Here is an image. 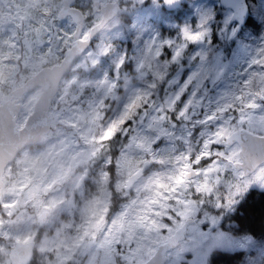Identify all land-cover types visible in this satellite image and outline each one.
<instances>
[{
    "label": "snow or ice",
    "instance_id": "obj_1",
    "mask_svg": "<svg viewBox=\"0 0 264 264\" xmlns=\"http://www.w3.org/2000/svg\"><path fill=\"white\" fill-rule=\"evenodd\" d=\"M189 2L196 21L178 25L174 37L154 32L141 44L149 27L134 20V55L117 52L108 43L92 55L93 64L100 57L115 58L112 74L105 72L95 82L101 95L90 101L87 117L101 118L108 98L118 103L101 123L100 135L88 141L91 155L103 158L105 170L99 174V195L83 210L84 235L93 249L118 256L119 264H209L222 235L211 230L219 217L205 210L197 220L196 214L206 204L232 209L253 185L264 189V11L259 10L264 0ZM135 3L134 12L174 8L179 0ZM45 39L51 44L59 37L45 30L36 43ZM233 41L228 54L223 49ZM129 61L135 64L139 85L125 74L121 98V70ZM11 131L6 128L0 135ZM120 137V150L112 155V141ZM149 166L159 168L145 177ZM113 169L124 177L116 187H135L136 195L110 218L93 222L90 217L111 197L104 186ZM6 191L14 192L15 186ZM0 207H15V202ZM205 222L208 231L201 228ZM102 223L104 232L97 237L90 229ZM63 259L58 253L55 264Z\"/></svg>",
    "mask_w": 264,
    "mask_h": 264
},
{
    "label": "rangeland",
    "instance_id": "obj_2",
    "mask_svg": "<svg viewBox=\"0 0 264 264\" xmlns=\"http://www.w3.org/2000/svg\"><path fill=\"white\" fill-rule=\"evenodd\" d=\"M107 1L118 2L121 11L105 25L91 46L76 61L71 71L72 75L65 81L66 88L52 101L51 127L53 125L61 127L57 136L59 143L55 147H50L45 153L49 163L40 170L33 169L27 172L21 170L14 178L11 174L4 177V191L0 205L5 202H15V207H0V261H4L5 264H12L9 252L18 240L31 239L36 240L35 257L31 264H55L58 253L64 257L62 264H119L118 256L113 259L103 250L93 249L89 244V237L84 235L87 220L83 210L88 201L99 195L98 179L99 174L105 170L104 160L98 169L92 170L91 177L85 183L80 195L67 204L64 211H56L60 205L67 203L64 194L65 184L79 166L84 149L89 146L88 141L93 136H97L101 123L109 119L118 103L117 100L108 98L101 118L90 120L87 117L90 101L96 100L101 95L95 82L105 72L112 74L115 58L100 57L98 62L93 64L92 55L98 51V46L102 43L113 45L117 52L126 50L129 55H134L137 46L135 41L138 39L137 29L131 26L134 20L142 21L149 27V32H145L140 39L142 44L143 39H147L148 35L154 32L174 37L178 25L196 21V9L189 0H181L180 5L174 10H169L170 12H167V8L155 10L146 7L138 8L134 12L133 9L138 7L135 0H102V3ZM253 3L258 4L259 0H253ZM74 5L82 9L86 17L82 32L84 37L85 33L89 34L91 27L101 19L102 12L93 9L92 0H75ZM61 7L62 0H0V103L4 98H12V90L28 79L26 77L20 80L16 69L25 68L32 76L42 67L50 65V62L55 64L61 62L65 50L74 43L76 24L70 16L64 19L58 16ZM259 10L264 11V8ZM45 30L58 36L59 39L51 44L47 39L44 43L37 44V36ZM128 42L132 43V48H128ZM233 47H235L234 41L223 50L231 54ZM128 64L129 67L124 68L126 71L121 70V83L117 91V95L121 98L126 93L123 80L125 74L130 78L131 84L139 85L134 62L129 61ZM5 69L10 71L6 74ZM163 87L162 85L161 88ZM40 93L41 91L33 90L25 95L18 118L19 127L25 124L34 111ZM72 97L75 98L71 99ZM161 146H164V142ZM28 150L29 147L22 151L25 156H28ZM105 152L107 154V150ZM158 168L159 166L146 167L143 175L147 177ZM12 186H15L14 192L6 191ZM104 187L109 188L108 185ZM254 187L260 188L253 185L249 190ZM122 191L127 192V195H117L114 208L111 191L107 205H100L98 214L90 217L93 222L100 216L110 218L119 211L121 205L136 195L135 187ZM33 193L36 195L33 196ZM246 193L237 198V203ZM144 194L142 192L141 196ZM235 205L232 209H216L214 204H206L204 207L211 215L219 217L218 223L211 230L222 235L212 252L215 249H240L245 253L240 264H259L260 259L264 257V238L234 235L222 227L225 214L233 211ZM106 208L110 211H106ZM44 210L49 211L47 220L42 222L46 227L36 231L33 221L39 219V214ZM202 217L203 213L200 218ZM104 228L105 225L102 223L90 230L99 237L104 232ZM201 228L208 231V223L202 224Z\"/></svg>",
    "mask_w": 264,
    "mask_h": 264
},
{
    "label": "water",
    "instance_id": "obj_3",
    "mask_svg": "<svg viewBox=\"0 0 264 264\" xmlns=\"http://www.w3.org/2000/svg\"><path fill=\"white\" fill-rule=\"evenodd\" d=\"M74 1L75 0H62V7L58 12V16L60 18L64 19L70 16L76 24L74 43L65 50L64 57L61 62L56 64L61 67V70H63L64 66H67L71 71L76 61L91 46L93 40L100 33V31L121 11V6L116 1H107L102 3V0H92L93 9L101 11L102 17L91 27L88 39L84 40L82 32L86 17L82 9L74 5ZM180 2L181 0H179L178 6L180 5ZM175 8L176 7L168 9L172 10ZM43 68L44 67L32 76L38 75ZM60 75L61 73L57 72L55 78L58 79ZM33 90L34 89L30 83V79L28 78L23 84L12 90V98H4L0 103V133H3L6 128L12 129L10 133L0 135V159H3L5 156H15L17 153L30 146L35 139L33 136V132L35 130L51 128L50 108L52 102L50 105L45 103L44 93L42 91L35 103L34 111L29 115L22 127L18 126L22 100L27 93ZM3 191L4 176L0 175V203L2 201ZM41 213L38 216L39 219L41 217ZM48 215L49 211L44 210L41 222H45ZM35 251V239L27 241L18 240L14 246L11 247L9 258L12 264H31L35 256Z\"/></svg>",
    "mask_w": 264,
    "mask_h": 264
},
{
    "label": "clouds",
    "instance_id": "obj_4",
    "mask_svg": "<svg viewBox=\"0 0 264 264\" xmlns=\"http://www.w3.org/2000/svg\"><path fill=\"white\" fill-rule=\"evenodd\" d=\"M10 70L5 69L7 74ZM16 72L19 73V79L23 80L26 77L30 79V83L34 91H42L44 93V101L47 104H51L57 96L60 95L62 91L66 88L65 81L72 75V72L67 66L61 67L57 66L55 62H50V65L45 66L38 75L31 76L25 68H18ZM60 72L61 75L58 79L55 78L56 73ZM72 97L71 99H74ZM71 99L69 102H71ZM61 126L53 125L49 129H37L33 132L34 142L29 146V154L25 156L23 152L17 153L15 156H5L0 159V175L8 177H15L17 173L23 170L24 172L30 170H40L45 164L49 163L47 155L45 153L50 147H55L59 143L57 138L58 131ZM101 129L96 133L97 136L100 135ZM37 161L39 163L37 164ZM103 158L99 155L93 157L91 155L90 145L84 149V155L81 157L79 166L75 168V171L70 175L65 184V199L66 204L60 205L56 209L57 212H62L66 209L67 204L74 201L77 196L80 195L82 188L85 183L90 179L92 170L99 168ZM124 177L116 172L115 169L112 170L111 181L108 184L109 189L114 195H126L125 192L118 189L116 184L123 180ZM205 208H202L197 214L196 219H200L202 213H204ZM43 218V212L41 213L40 219L33 221V226L36 231H40L41 228L46 227L45 224L41 222ZM0 264H5L4 261H0Z\"/></svg>",
    "mask_w": 264,
    "mask_h": 264
},
{
    "label": "trees",
    "instance_id": "obj_5",
    "mask_svg": "<svg viewBox=\"0 0 264 264\" xmlns=\"http://www.w3.org/2000/svg\"><path fill=\"white\" fill-rule=\"evenodd\" d=\"M167 12L170 11L167 10ZM118 43H123V41H118ZM128 48H132L131 42H128ZM122 140L123 137H120L112 141V155L118 154ZM116 197L117 195L113 194V208L116 204ZM223 220V229L234 235L264 238V189L254 187L248 190L235 205L234 210L225 214ZM244 257L245 253L240 249H215L210 255L209 264H240ZM259 262V264H264V257Z\"/></svg>",
    "mask_w": 264,
    "mask_h": 264
}]
</instances>
